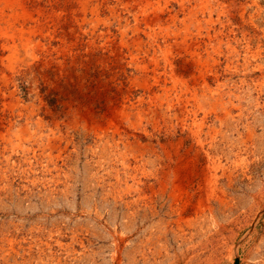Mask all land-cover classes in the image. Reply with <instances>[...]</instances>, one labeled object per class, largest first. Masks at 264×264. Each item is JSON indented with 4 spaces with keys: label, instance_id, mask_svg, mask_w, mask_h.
Here are the masks:
<instances>
[{
    "label": "rangeland",
    "instance_id": "obj_1",
    "mask_svg": "<svg viewBox=\"0 0 264 264\" xmlns=\"http://www.w3.org/2000/svg\"><path fill=\"white\" fill-rule=\"evenodd\" d=\"M26 1L31 14L41 10L28 33L30 50L17 36L14 56L0 47L2 258L9 252L8 264H258L264 0L135 2L132 12L141 14L179 13L186 3L177 22L185 20L187 33L177 24L170 30L179 31L177 42L157 36L158 74L168 63L186 80L207 72L221 106L197 102L191 96L200 87L170 79L173 89L159 93L151 74L135 69L122 44L133 48L126 29L135 22L119 2L104 0L96 16L90 8L83 15L73 0ZM0 9L14 15L3 0ZM1 33L0 46L10 40ZM183 38L193 48L203 44L202 64H193ZM175 98L191 114L190 134L216 146L217 162L205 170L173 117Z\"/></svg>",
    "mask_w": 264,
    "mask_h": 264
},
{
    "label": "bare ground",
    "instance_id": "obj_2",
    "mask_svg": "<svg viewBox=\"0 0 264 264\" xmlns=\"http://www.w3.org/2000/svg\"><path fill=\"white\" fill-rule=\"evenodd\" d=\"M73 1L77 2L79 11L81 10L82 11L81 13L83 15L87 12V9L90 8L89 9L90 13L94 14L96 16L100 15V12H101V10L104 6V3H105L104 0H73ZM138 1L140 2L138 5L142 6L144 4L147 5L150 0H129V2H127L126 4L120 3L121 0H114V2H119L120 5H123V8L125 10H127L126 14H131L133 22H135L133 24V26H130L129 29H126V30H130L132 33V41H131L132 46L131 47H133V48L132 49L129 48L130 44H125L124 42L122 43L123 45H125V47L126 46L128 47V53H129L128 55H130L132 63L135 65V69L140 71L146 77H148L149 74H151V76L154 79V83H155L154 85H156L155 87L158 88L159 93L161 92L162 94H167L169 91H171V89H173L172 87L170 88L167 85V80L170 79L171 81L173 80L175 83L181 85L182 87H184L186 89L194 88V87H200L199 89H201V91L199 90L200 91L199 96L196 93L195 89H194V93H192L193 95L191 96L193 99H196L197 102L199 101V99H202L205 102H211L210 104H212L213 106H221L220 97L216 96L212 92V90L210 89V83H208V80L205 77V75H207V72L201 73V75L198 78H195L196 76L195 77L192 76V80H186L183 77L178 76L175 73L174 68H173L174 64L172 65L171 63H168L166 68H164V69L162 68L163 69L162 73L158 74V67L156 66L157 65L156 55H157V51H158V49H160V47H159V43L157 40V38H158L157 36L161 35V37H165V39L163 40L164 42H167V39H173L174 42H177V40H179L178 38L181 37L180 33L177 34V32H179V31H177L176 33H174V31H170L171 28L177 29V24H178V26H182L181 30H183L184 33H187L188 26H187V23H185V20L183 19V20H181V22H177V21H179L178 20V14H180V13L183 14L185 12L186 3H184V2L180 3L179 13H173L172 14L171 11H168V12L166 11L168 14H166L163 11H159V12L153 11L152 13L143 12L142 14L136 11V13H133L132 11L133 10L135 11V7H134L136 5L135 2H138ZM192 1L193 0H187V3H190ZM3 2L6 4V7L10 8L14 12L15 16L10 15V14L7 15L4 9H0V23L2 25V26L0 25V31H2L1 37H6V39L7 38L10 39L9 42L2 44L0 47L3 51L4 50L9 51L11 54V57H12L17 52V47L14 43L15 39H13L14 36L18 37V40L21 42L22 47H24V49L28 50L30 48L29 44H30L31 39L28 36V33L32 29L35 30L37 28V26H36L37 24L39 25L40 20H41L39 17L41 14V10H37L36 15H35V13L31 14L30 9L27 6L26 0H3ZM91 2H95V4L92 5ZM38 4H39V1H38ZM107 8H108V12H110V13L113 12V10L109 6ZM32 15L36 16V18L34 20L31 19ZM165 15H167L166 18H164ZM20 20L23 21V23H25L26 20H28V22L31 23V25L29 26V23H26V29H25V25L20 24ZM121 20H122V18H121ZM83 22H84V20H83ZM16 23H17L19 29H18L17 33H14L13 30L15 28ZM35 23H36V25H35ZM196 23H198V25H200V22L196 21ZM127 24H128V22L126 21V25ZM155 28H157V31L155 30ZM196 29H197V27H196ZM125 34L126 33L123 32L122 36H124ZM144 38L147 40V42L143 41ZM210 39L211 38L208 34L207 40L209 42H210ZM18 40H17V42H18ZM181 43L183 44L184 48L190 53L193 64L196 66L199 64H202L201 63L202 62L201 61L202 60V58H201L202 54L200 52H197V51L202 50L203 44L196 43L195 48H193V45L191 44V42H187V38L181 39ZM209 45H211V44L208 42L204 44V48H205L204 51L207 50V46H209ZM166 48H168V45L166 46ZM191 64H192V62H191ZM150 66H152V68H150ZM179 88H180V86H179ZM177 90H179V89H177ZM174 91H176V90H174ZM185 91H187V90H185ZM183 94H185V93H183ZM175 100H177L178 108L173 113L174 114L173 117H176V120L179 121L180 126H182V128H183L182 130L188 131L189 137L194 141L193 146L196 148L197 153L202 156V159L205 163L204 164L205 165L204 170H205V169L209 168L211 165H213L215 162H217V160H215L216 155L214 154L216 151V146H214L213 144H207V145L203 144V142L200 140V136L198 134H194L195 132L190 134V132L188 130V128H189L188 122L191 121V114L186 109V107H185L186 104L183 106L179 103V99L175 98ZM204 101H202V102H204ZM138 102L142 103L143 99H139ZM215 200H217V199H215ZM222 205H223V203H222ZM210 217H211V215H210ZM6 255H5V257L2 258L1 253H0V264H8L7 258H9V252L6 253ZM237 260L239 262H241V258L240 259L238 258ZM245 261H247V260H245ZM258 264H264V258Z\"/></svg>",
    "mask_w": 264,
    "mask_h": 264
}]
</instances>
